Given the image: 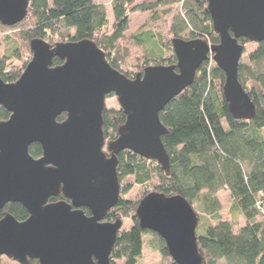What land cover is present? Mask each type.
Masks as SVG:
<instances>
[{
	"label": "water",
	"instance_id": "obj_1",
	"mask_svg": "<svg viewBox=\"0 0 264 264\" xmlns=\"http://www.w3.org/2000/svg\"><path fill=\"white\" fill-rule=\"evenodd\" d=\"M28 9L29 0H0V22H20ZM207 9L217 43L174 37V63L149 64L132 78L113 68L90 38L54 44L30 39L31 58L19 77H0V105L10 112L0 120V208L19 202L28 212L23 220L9 212L0 218V255L20 264L30 258L38 264H114L110 254L122 220L104 216L119 199L117 153L129 149L169 169L159 112L193 81L209 53L224 72L229 112L252 118L255 104L237 77L243 51L238 39L264 40V0H207ZM54 56L63 62L53 65ZM110 92L125 121L106 153L102 109ZM33 142L41 146L39 157L29 153ZM59 193L70 202L49 201ZM135 214L141 228L164 239L176 264H203L198 217L182 195L148 192Z\"/></svg>",
	"mask_w": 264,
	"mask_h": 264
},
{
	"label": "trees",
	"instance_id": "obj_2",
	"mask_svg": "<svg viewBox=\"0 0 264 264\" xmlns=\"http://www.w3.org/2000/svg\"><path fill=\"white\" fill-rule=\"evenodd\" d=\"M180 9L169 22L163 19L153 29H139L126 34L129 15L135 11L152 12L156 22L170 14L173 4ZM112 21L108 20L105 4L95 0H29L27 16L13 25L0 22V77L15 81L25 67L13 65V58L21 57V45L32 38H42L50 44L90 38L106 53L110 65L132 78L149 64H171L176 58L171 47L174 37L202 38L217 43L207 0H110ZM161 8V13L157 10ZM239 41L247 42L240 37ZM247 61H239L237 77L255 104L250 119L235 118L228 110L223 94L224 72L206 58L197 68L193 81L171 98L159 112L167 133L161 136L169 155V169L164 170L153 159H147L129 149L117 153V174L120 193L133 184L141 186L138 198L123 199L105 214L104 220L129 217V227L120 229L114 242L110 261L121 259L123 264H136L143 247L149 246L160 254L159 264H176L164 239L156 232L141 228L135 214L137 204L146 193L180 194L190 204H198L213 222H203L195 228L198 251L203 264H264V222L257 219L264 211V40L253 42ZM169 48L172 54L164 56ZM245 51V49H244ZM63 60L54 56L52 64ZM135 68L131 74L129 68ZM114 96L109 93L108 98ZM10 112L0 105V120ZM66 114L57 115L63 120ZM102 130L105 143L118 135V127L125 121L119 103L102 109ZM33 157L42 149L33 142L28 147ZM105 151V150H104ZM225 188L231 196L230 211L239 214L244 222L234 229L231 219L217 211L215 193ZM51 197L49 200H56ZM85 213L89 210L83 207ZM11 213L16 219L28 216L19 202H7L0 208V218ZM0 264H4L0 259ZM27 264H38L30 258Z\"/></svg>",
	"mask_w": 264,
	"mask_h": 264
},
{
	"label": "rangeland",
	"instance_id": "obj_3",
	"mask_svg": "<svg viewBox=\"0 0 264 264\" xmlns=\"http://www.w3.org/2000/svg\"><path fill=\"white\" fill-rule=\"evenodd\" d=\"M95 1L101 2V3L106 5V7L108 9V20L110 23L112 21V12H111L110 6H109L110 0H95ZM170 8H171L172 12L168 15H165L164 17H161V19L159 21H156V22L151 20L152 12H150V11H135V12L130 13L129 24H128V29L126 30V34L136 32L137 30L142 29V28L143 29L156 30L155 27L163 19H166L167 22H169L171 20L172 15L176 14V12L179 11L180 4L179 3L173 4L172 6H170ZM161 10L162 9L159 8L157 10V13L160 14ZM181 36L183 38H187L188 35L185 32V33H182ZM253 42H255V41L247 40V42L243 43V51H242V54L240 57L241 61H247V53L252 48V46L254 45ZM244 49H245V51H244ZM171 54H172V50L169 48H167L164 52L165 57H168ZM212 56H213L212 53L208 54V61L209 62H214ZM30 58H31V50L29 48V44H27V45L22 44L21 45V57L20 58H13L12 63H13V65H19L20 66L24 60L25 61L27 60V62H28V60ZM129 72L131 74H134V72H136V69L131 67V68H129ZM105 103H107L108 105H116V104H118V101H117V98L115 95L114 96L111 95L110 97L105 98ZM261 132L264 135V127L261 129ZM103 150L107 151L105 142L103 145ZM140 192H141V186H139V184H133L128 191H126L125 193H120L119 196H121L123 199H135V198H138L137 196ZM215 200H216L217 211L219 212L221 217L231 219L234 222V229H237L244 222V220H243V217L239 214L232 215V213L230 211L231 196L229 194V191L225 188L218 190L215 193ZM192 205H193L192 207H195L197 213L200 216L199 225H198L197 230L201 231V229H202L201 225L203 224V222H206V223L213 222V218H211V216L205 210H203L198 204L193 203ZM257 219L262 220L264 222V211L263 210L260 211V213L257 216ZM121 220H122V226L120 229L129 227V225L131 223V220L129 217H124ZM0 259L3 260L4 264H20L17 261H15L9 257H6L5 255H0ZM115 262L117 264H123V261L121 259H117V260H115ZM159 263H160L159 252L151 249L149 246L146 245V242H145V245H144L143 250H142V254L139 257L136 264H159ZM219 263L222 264L223 261H220Z\"/></svg>",
	"mask_w": 264,
	"mask_h": 264
},
{
	"label": "flooded vegetation",
	"instance_id": "obj_4",
	"mask_svg": "<svg viewBox=\"0 0 264 264\" xmlns=\"http://www.w3.org/2000/svg\"><path fill=\"white\" fill-rule=\"evenodd\" d=\"M239 40V39H238ZM106 153H108L107 151H105ZM51 197H58L56 200H58V199H63V200H65V201H67V202H70V200L68 199V198H65L64 196H63V194L62 193H59L58 195H56V196H51ZM51 197H49V198H51ZM49 201H52V200H49Z\"/></svg>",
	"mask_w": 264,
	"mask_h": 264
},
{
	"label": "crops",
	"instance_id": "obj_5",
	"mask_svg": "<svg viewBox=\"0 0 264 264\" xmlns=\"http://www.w3.org/2000/svg\"><path fill=\"white\" fill-rule=\"evenodd\" d=\"M96 2H98V1H96Z\"/></svg>",
	"mask_w": 264,
	"mask_h": 264
}]
</instances>
